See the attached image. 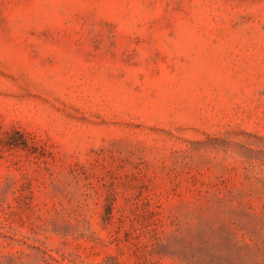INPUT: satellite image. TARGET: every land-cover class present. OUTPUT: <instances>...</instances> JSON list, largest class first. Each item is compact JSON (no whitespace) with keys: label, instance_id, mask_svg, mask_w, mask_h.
Wrapping results in <instances>:
<instances>
[{"label":"rangeland","instance_id":"rangeland-1","mask_svg":"<svg viewBox=\"0 0 264 264\" xmlns=\"http://www.w3.org/2000/svg\"><path fill=\"white\" fill-rule=\"evenodd\" d=\"M0 264H264V0H0Z\"/></svg>","mask_w":264,"mask_h":264}]
</instances>
